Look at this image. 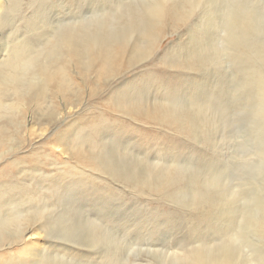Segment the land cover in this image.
Returning a JSON list of instances; mask_svg holds the SVG:
<instances>
[{
    "label": "bare ground",
    "instance_id": "obj_1",
    "mask_svg": "<svg viewBox=\"0 0 264 264\" xmlns=\"http://www.w3.org/2000/svg\"><path fill=\"white\" fill-rule=\"evenodd\" d=\"M47 1L50 0H37L36 6L44 5ZM203 1L77 0L73 5L75 10L68 14L69 16L73 13L71 18H65L63 21L50 19V7H54L50 6L32 19L34 27H29L28 31L39 35L42 33L41 29L44 30L43 37L46 39L43 47L39 50L32 49L29 40H23L18 46L15 45L18 56L13 55L12 60L0 66V150L7 147L8 153L17 154L23 150L24 142L20 137L26 129L23 119L28 113L32 116L31 120L34 115L39 116L40 126L54 127L52 132H57L54 133V141L69 157L54 173L56 176L48 169V157H41L33 150L30 154L15 159L7 169L0 171V249L21 246L18 256L15 253L0 254V264H55L57 260L61 263L60 258L54 256V252L39 247L33 248L26 236L34 230L48 235L52 221L50 223L46 219V214L61 197L42 192L51 190L54 185L64 183L63 181L64 187H78L77 192L82 193L84 197L99 200L97 205H100V200L103 199L102 207L109 205L119 196L111 185V182L116 181L124 184L122 190L125 193L139 196L157 195L162 202L177 205L180 211L193 212L191 214L197 216L194 217L196 222L210 229L213 227L212 222L217 223L216 220L236 218L240 231L230 238L234 242L239 241L243 230V211L238 213L240 207L236 211L233 207L237 200H241L239 195L229 188L232 190L228 196V204L223 205L220 211V202L208 192L203 182L206 167L180 165L183 154L172 152L184 150L182 140L192 142L197 133L202 135L197 143L199 147L203 146L202 156L207 149L212 152L215 150L214 139L208 130L211 118H205L209 112L219 113L223 121L229 123L227 116L233 105L228 102L221 78L213 86V90L211 88L206 95L203 94L205 99L202 103L200 94L193 96L194 99L190 96V103L197 107L195 112L181 104L183 98H188L190 86L197 87L198 83L193 82L196 81L193 77L196 79L199 73L210 66H216L218 70L219 59L214 53V39H217L223 52L227 51V57L231 61L243 62V28L238 24L237 27L232 25V20L237 22L238 18L242 20L243 25V0L229 1L225 13L228 16L227 23L223 26L222 34L218 35L220 38L213 39L210 35L208 40H204L201 33L192 29L193 23L198 21H194L193 16L196 17L194 14L202 7ZM68 20L76 21L62 28L52 27L54 23H67ZM167 31L178 34V43L169 47L171 49L165 51L162 56H157L158 45ZM185 35L188 38L183 40ZM258 56L257 54L256 58L260 59ZM142 64H146L142 67L144 70L135 80L127 81L124 78L126 72ZM76 73L80 75L85 86L93 84L100 89L95 97L99 98L102 105L96 108L94 119L85 122L84 132L71 140L73 131L63 129L68 117L60 125L57 124L59 118L68 115V107L80 102V92L73 91ZM261 75H252L251 84L258 85L264 97V77ZM119 80L121 83L117 85ZM186 84H189L188 87H185ZM194 90L197 92V88ZM69 97L74 99L71 103L62 104L61 112L47 104L48 101L55 103L58 99L65 100ZM236 97L230 98L231 101ZM260 113L263 115L264 110ZM125 118L153 128L173 130L176 137L174 140L168 139L166 144L161 133L156 132L150 134L153 138L161 139L155 142L145 137L149 134L142 133L136 124L122 123L121 119ZM128 137H135L137 141L128 142ZM71 149H74L73 153H69ZM259 151L264 152V146ZM154 152L160 159L168 160V164L157 165L149 162V155ZM110 154L117 155L123 162L130 160L132 164H136L139 171L130 172L131 176L124 175L109 163ZM202 161L203 159L200 160ZM13 170L23 175V180H18L21 181L20 184L12 181L15 173ZM101 184L104 186L101 187ZM179 193H187L190 196L193 193L194 197L185 204L186 207L178 205ZM259 203L263 216L257 224L264 235V199H260ZM69 213L70 211L66 212V215ZM63 216L57 220H63ZM57 220L56 224L59 223ZM108 221L110 224L114 223V219L108 218ZM147 223L148 227L151 225L150 236L159 233L158 225L152 221ZM200 228L202 227L197 226L192 230L198 231ZM91 230L94 235L92 241L101 242L102 246L114 245L109 243L112 238L107 236L104 227L98 222L92 223ZM215 247L218 248L213 246L209 251L216 253ZM53 249L65 258L75 254L65 243ZM257 249V257H252L251 264H264V245L258 246ZM217 251L218 255L212 256L198 246L183 256L176 254L177 259H174L177 264H234L232 250L220 246ZM98 256L102 262H107L105 264H122L114 248L106 252L104 250Z\"/></svg>",
    "mask_w": 264,
    "mask_h": 264
},
{
    "label": "rangeland",
    "instance_id": "obj_2",
    "mask_svg": "<svg viewBox=\"0 0 264 264\" xmlns=\"http://www.w3.org/2000/svg\"><path fill=\"white\" fill-rule=\"evenodd\" d=\"M36 1L37 0H0V66L12 60L14 57L13 55H15V57L18 56L17 51H15V45L18 46L23 40H29L32 49L39 50L43 47L46 39V37H43L44 30L41 29L42 33L39 35H33V33L28 31L29 27H34L32 19L37 16V13L39 14L40 11L54 6L50 7V19L63 21L65 18L68 19L73 16V13L69 16L68 14L75 10L73 5L77 0H50L45 2V4L43 3L44 5H38V7L36 6ZM229 1L230 0H204V4L203 2L201 3L202 7H199L197 9L198 12L196 11L194 14L196 17L193 16V20L198 21H193L194 28L192 27V29L201 33L200 35L204 40L211 38L210 35L213 36V39L220 38L218 35H220V33L222 34L223 26L227 23L228 16L225 13L227 12L226 9ZM208 10L209 12L207 13ZM68 21L67 23H54L52 27L62 28L69 23H75L76 20H71L73 22ZM241 21L240 18L237 19V22L234 19L232 20V25L237 27L238 24L243 28V62L231 61V59L227 57V51L225 50L226 53L223 52L221 45L216 41L217 39H214V53L217 54V59H219V66H217L218 70L215 68L216 66H210L199 73L196 79L193 77L194 80H196L193 82L198 83L196 84L197 87L190 86L187 92V94L189 93L188 98L185 97V99L183 98L181 100L183 106H188V109H192L191 112H195L197 107L193 105L194 103H190V96L197 97L200 94L202 97L200 103H202L203 99H205L203 94L206 95V93L211 91V88L213 90V86L222 79L228 95V102H230V105H233L229 116H227V121L229 123L223 121L222 116L216 112H209L207 117L203 115L205 118H211L208 130L209 134L214 139L215 150L212 152L207 149L205 155L202 156L201 151L203 148L201 147L203 146L199 147L197 144L200 142L202 135L197 133L193 136V143L187 140L185 141L184 139L182 140L185 145L184 150L172 151L173 154L176 152L183 154V158L181 162H179L180 165L186 164L193 168H197L196 166L199 167L200 165L202 168L206 167L203 174V182L208 192L214 195L218 202H220V211L223 205L228 204V196L231 195L230 192L232 189L239 195L241 200H237L233 204L235 211L239 207L238 213L243 211V230L242 237H239V241L234 242L230 238L240 231V224L236 221V218H232L231 220H216L217 223L214 224L212 222L213 227L210 229V227L204 224L199 225L194 219V217L197 216L191 214L193 212L186 209V211H180L177 209L179 208L177 205L162 202L157 195L139 196L125 193L122 190L124 184L122 185V183L116 181L111 182V185L119 196L116 197V200H112L113 202L109 205L107 204V206L102 207L101 203L103 199L100 200L102 201L100 205H97L99 200H95L91 197H84L82 193H78V187H64L65 181H63L64 183L61 184H57L56 182L57 185H54L51 190L47 189L42 192L43 194L49 195L55 194L61 198L60 200L56 198L57 203L46 214V219L50 221V223L52 221L48 230V235L34 230L29 232L26 236L28 243H31L33 248L39 247L42 250L47 249L54 252V256L60 258L59 260L61 261L60 263L57 260L58 263L56 262L55 264H75V262L76 264H105L107 262H104V260L102 262L98 254L100 255L104 250L106 252L113 248L122 264H177L174 259L176 258V254L178 256H183L189 250L196 249L199 246L202 247L205 253L217 256L218 248L223 246V248L226 247V249L229 248L230 251H233L232 254L235 258L234 264L252 263V257H257L258 246L264 245V235H262L261 228L257 224L259 223L258 221H260V217L262 218L263 216L259 201L260 199H264V152L259 151L264 146V113L263 115L260 113L264 110V97L261 93V88L258 87V85L251 84L252 75L257 77L259 74H262L261 76L264 77V0H243V25ZM36 23H38V21ZM239 32L238 30V33ZM178 37L177 33L167 31L158 45L157 56H162L165 51L167 52L171 49L169 47L178 43ZM187 38L188 36L185 35L183 40ZM256 52H258V57H260L262 61L256 58ZM250 53L252 55H250ZM145 65L146 64H142L136 69L126 72L124 78H126L127 81L135 80L138 74L144 70L142 67ZM74 77L75 83L73 85V91L76 93L80 92V102L75 105L76 107H68L69 109L67 108L66 110L68 111V115L66 114L63 116L64 118H59L57 124V126L60 125L64 119L68 117L66 126L63 127V129L67 128L73 131L72 137H70L71 140L74 139L76 135L84 132L86 128L85 122L94 119V114L97 113L96 108L101 104L99 98L95 97V94H97L100 89H97L93 84L85 86L78 73H76ZM120 83L121 80L116 82L117 85ZM191 83L192 82H190V84ZM188 85L189 84H186L185 87H188ZM194 88H197V92ZM259 89L260 91L258 92L257 90ZM102 96L106 98L105 95ZM235 96L237 97L232 102L230 98ZM195 97H193V99ZM73 99L72 97L65 99L66 101L64 99H58L55 103L48 101L47 104L48 106H54L56 111L61 112L62 104L66 102L71 103ZM38 117L39 116L36 115L35 117L34 115V118L31 120L32 116L27 113V117L23 119L24 123H26V129L22 132V136L20 137L21 141L24 142H22L23 150H20L21 154H17V152L8 153L7 147L1 148L0 171L2 169H7L15 159L30 154L32 150L41 157H48L46 160L49 167L48 169L51 170L53 175H55L54 173L57 172V169L67 161L69 157L68 154H64V149L54 141V133H57L52 132L54 127L48 128L44 126V128L40 126L41 123ZM203 117L200 119L202 120ZM121 120L122 123L136 124L142 133L149 134L145 137L151 138L155 142L161 140L156 137L153 138L150 135L156 132L161 133L166 144H168V139L174 140L176 137L173 130L153 128L147 124H142L138 121H132L126 118ZM127 141L134 142L137 141V139L135 137H128ZM73 152L74 149H71L69 153ZM156 152L149 155V162H153L157 165H167L169 161L160 159ZM109 156V163H112V167L121 171L124 175L127 174L126 176H131L130 172L139 171L136 164H132L133 162L130 160L123 162L117 155L113 156V154H110ZM201 159H203L202 162H200ZM75 162L73 161V163ZM75 164L78 165L77 162ZM79 167L81 168L80 165ZM80 168L78 169L81 171L82 168ZM16 171L17 170H13L15 173L12 181L20 184L23 180V175L16 173ZM18 180L21 181L18 182ZM9 183L10 182H4V184ZM103 186L104 184H101V187ZM192 196L194 197L193 193L191 196L187 193H179L178 205L186 207L185 204L191 201ZM54 203L55 201L53 200V204ZM64 211H70V213L66 215ZM61 215H66L67 217L63 216V220L58 221L57 219L59 217L61 218ZM108 218L114 219V223L110 224ZM56 220L59 223L56 224ZM63 221L67 223L65 224ZM149 221L158 225L160 229L159 233H154L150 236L149 228L151 225L148 227L149 225L147 223ZM93 222H98L104 227L107 236L112 238V242L109 243H113V247L109 244L107 245L108 247L102 246L103 243L95 240L92 241L94 238L91 230ZM197 226L202 228L198 231L196 229L192 230V228ZM66 228L69 230H66ZM12 232L13 231H10V233ZM67 234H69V236ZM64 243L66 245L68 244L75 254L78 255L72 254V256L66 258L59 256V253L56 252L53 247H57ZM213 246H218V248H214L216 253H214V251H209ZM20 249L21 246L3 247L0 249V254L15 253L18 256V251ZM62 259L65 260L62 261Z\"/></svg>",
    "mask_w": 264,
    "mask_h": 264
}]
</instances>
